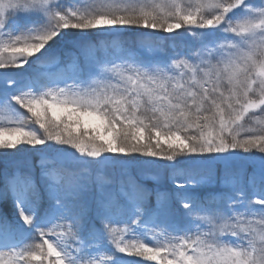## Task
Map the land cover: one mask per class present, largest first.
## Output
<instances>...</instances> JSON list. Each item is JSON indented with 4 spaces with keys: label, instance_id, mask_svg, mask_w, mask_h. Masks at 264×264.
I'll use <instances>...</instances> for the list:
<instances>
[{
    "label": "snow or ice",
    "instance_id": "1",
    "mask_svg": "<svg viewBox=\"0 0 264 264\" xmlns=\"http://www.w3.org/2000/svg\"><path fill=\"white\" fill-rule=\"evenodd\" d=\"M8 198L0 264H264V0H0Z\"/></svg>",
    "mask_w": 264,
    "mask_h": 264
},
{
    "label": "rangeland",
    "instance_id": "2",
    "mask_svg": "<svg viewBox=\"0 0 264 264\" xmlns=\"http://www.w3.org/2000/svg\"><path fill=\"white\" fill-rule=\"evenodd\" d=\"M182 31V30H181ZM187 37H184V36H181V37H177V44L180 45L182 47L183 43L187 41ZM36 162V160H34L33 157H28L27 158V161L25 160H20L19 163L21 164V166H23L25 163H28V164H32ZM248 163L247 161H244V160H238L236 162H234V167L238 168V169H243V168H247L248 167ZM250 170V169H249ZM38 171V170H37ZM145 171H155V169H152V168H146ZM165 187H168L169 185L167 184V182L165 181V184H164ZM6 204L8 206V208L12 211V213L14 214V209H13V206H12V201H11V198H8L6 200ZM7 208V207H6ZM1 213V212H0ZM2 215H4L2 213ZM29 243H31V241H29Z\"/></svg>",
    "mask_w": 264,
    "mask_h": 264
},
{
    "label": "trees",
    "instance_id": "3",
    "mask_svg": "<svg viewBox=\"0 0 264 264\" xmlns=\"http://www.w3.org/2000/svg\"><path fill=\"white\" fill-rule=\"evenodd\" d=\"M7 207V208H6ZM0 215H2V213L4 215H6L9 219L13 218V213L12 211L8 208L6 201H4L3 203H0Z\"/></svg>",
    "mask_w": 264,
    "mask_h": 264
}]
</instances>
